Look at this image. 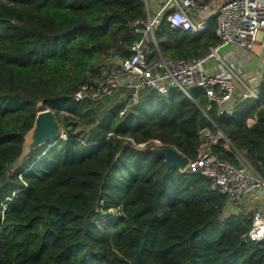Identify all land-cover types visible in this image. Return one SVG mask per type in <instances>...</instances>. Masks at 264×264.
<instances>
[{"label": "trees", "instance_id": "1", "mask_svg": "<svg viewBox=\"0 0 264 264\" xmlns=\"http://www.w3.org/2000/svg\"><path fill=\"white\" fill-rule=\"evenodd\" d=\"M144 13L142 0H0V264H264V241L242 244L253 211L221 218L227 197L210 179L151 149L193 160L209 126L230 143L215 147L220 158L264 178V81L232 115L204 113L200 88H144L136 103L129 92L73 97L101 59L130 54ZM216 28L217 15L198 35L163 19L155 37L162 56L190 59L220 43ZM41 107L66 135L21 159Z\"/></svg>", "mask_w": 264, "mask_h": 264}, {"label": "built area", "instance_id": "2", "mask_svg": "<svg viewBox=\"0 0 264 264\" xmlns=\"http://www.w3.org/2000/svg\"><path fill=\"white\" fill-rule=\"evenodd\" d=\"M144 16L133 26L141 39L129 45V55L106 57L108 62L92 71L90 84H85L73 95L79 101L84 98L99 99L104 96L129 92V99L136 103L139 92L155 90L169 96L173 88L181 89L191 97L189 90L200 88L206 92L209 103L204 113L217 105L219 114L232 115L237 105L246 101L258 102L259 83L264 81V0H142ZM217 15L216 34L220 43L209 47L201 56L190 59H172L162 56L155 28L165 19L175 30L200 34L208 18ZM261 35V36H260ZM241 48L254 52L259 61L251 75L243 76L227 63L226 48ZM257 47L258 51L254 48ZM116 54V53H115ZM217 61V70L211 71L210 62ZM104 66V67H103ZM250 74V73H249ZM245 79H249L247 83ZM242 93L236 97L237 90ZM257 116L248 120L251 126ZM64 138L63 135H60ZM200 146L197 155L183 171L200 173L210 179L211 190L224 194L227 203L224 214H237L239 205L252 196L264 197V178L242 159L239 165L220 158L215 147L224 142L230 150L228 139L220 132L206 126L199 130ZM156 145H162L154 141ZM4 208L2 209L3 215ZM227 216V215H226ZM246 223L250 225L244 235L246 242L264 241V204L258 205Z\"/></svg>", "mask_w": 264, "mask_h": 264}, {"label": "water", "instance_id": "3", "mask_svg": "<svg viewBox=\"0 0 264 264\" xmlns=\"http://www.w3.org/2000/svg\"><path fill=\"white\" fill-rule=\"evenodd\" d=\"M117 16L123 24L127 23L123 17ZM60 138L62 137L59 136L58 123L54 112L48 108H39L32 128L24 136L21 159L44 145L51 144V142L57 143ZM151 149L157 155L163 157L168 169L183 171L188 164L189 159L174 147L155 145ZM244 243H246L245 240L242 241V244Z\"/></svg>", "mask_w": 264, "mask_h": 264}, {"label": "crops", "instance_id": "4", "mask_svg": "<svg viewBox=\"0 0 264 264\" xmlns=\"http://www.w3.org/2000/svg\"><path fill=\"white\" fill-rule=\"evenodd\" d=\"M256 51H258V48H254ZM225 55H228L227 57V63L228 65L236 72H242L243 76H248L251 75V72H254L258 66H259V61L258 57L253 55L254 52H247L244 49L241 48H226L224 51ZM217 61L210 62L209 67L212 72L215 73L217 70ZM250 73V74H249ZM246 82L251 84L249 82V79ZM242 93V89L239 88L237 90L236 97L238 98L239 95ZM264 204V197L263 196H252L249 198H246L243 200L240 205L239 209L246 210V211H253L258 205Z\"/></svg>", "mask_w": 264, "mask_h": 264}, {"label": "rangeland", "instance_id": "5", "mask_svg": "<svg viewBox=\"0 0 264 264\" xmlns=\"http://www.w3.org/2000/svg\"><path fill=\"white\" fill-rule=\"evenodd\" d=\"M260 36H261V35H260ZM113 55H114V57H118V54H117V53H116V54H113ZM107 63H108V62L106 61V57L100 60V64H102V65L105 64V66H106ZM103 67H104V66H103ZM143 95H144V92L141 91V92H140V96H141V98L144 97ZM113 98H115V100L119 101L118 98H117L116 96H114ZM117 101H116V102H117ZM120 102H121V101H120ZM120 102H119V103H120ZM83 127H84V125L82 124V125L79 126L78 129H82ZM86 132H87V130H86ZM61 135H63L64 137H65V135H66V134H65V129H64V128H61ZM229 214H230V213H228V214H224V215L226 216V215H229Z\"/></svg>", "mask_w": 264, "mask_h": 264}]
</instances>
